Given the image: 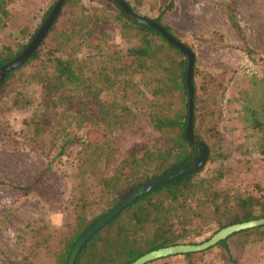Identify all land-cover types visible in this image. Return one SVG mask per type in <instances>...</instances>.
Returning <instances> with one entry per match:
<instances>
[{"label": "rangeland", "instance_id": "1", "mask_svg": "<svg viewBox=\"0 0 264 264\" xmlns=\"http://www.w3.org/2000/svg\"><path fill=\"white\" fill-rule=\"evenodd\" d=\"M56 1L12 0L6 24L0 29V51L8 47L13 53L22 51ZM124 1L143 17L155 18L163 11L161 22L195 54L194 81L200 98L195 137L207 145L209 161L194 180L219 170L224 176L218 189L228 201L264 195V154L259 147L263 132L242 122L250 81L264 78V0ZM61 12L58 32L72 27L73 22L83 31L80 36L71 34L65 52H57V56L73 57L75 52L74 56L82 60L85 85L98 90L102 111L108 109L122 123L108 132L92 123L80 128L60 108L59 129L61 124L72 135L98 143L106 135L103 149L86 153L82 160L77 147L59 152L61 140L54 131L43 136V150L32 149L30 140L22 136L26 134L23 129H30L32 118L42 109V90L31 76L42 74L50 48H43L38 60L10 77L0 92V180L27 186L49 164L50 169L35 190L23 192L0 185V264H9L8 259L16 264H54V252L64 238L72 235L78 217L92 221L104 211L110 195L102 191V180L115 174L128 153L140 158L143 145L152 151L173 147V135L157 131L152 122L166 108H160L151 94L154 74L114 76L110 71L117 65V57L123 61L127 49L138 43L133 32H123L116 7L107 0H80L78 9L66 5ZM84 99L90 116L94 105L90 104L91 97ZM173 106L181 108V104ZM188 229L196 244L220 230L216 215L197 219ZM246 235L229 239L231 254L214 246L195 252L190 258L192 264H264V228Z\"/></svg>", "mask_w": 264, "mask_h": 264}, {"label": "trees", "instance_id": "2", "mask_svg": "<svg viewBox=\"0 0 264 264\" xmlns=\"http://www.w3.org/2000/svg\"><path fill=\"white\" fill-rule=\"evenodd\" d=\"M107 1L116 7L119 16L122 17L123 32L126 34L133 32L138 41L136 45L127 49L123 61L117 57L118 63H121H117L116 66L113 65L110 71L114 76H125L136 72H152L154 74L153 82L150 85L151 94L157 98L156 101L160 108L164 106L166 108L163 112L156 114L152 122L157 131L168 132L173 135V147L152 151L143 145L140 158L133 153H128L120 162L115 174L102 180V191L104 194L110 195L105 201L106 208L92 221L78 217L72 235L64 238L58 251L54 252V264H67L71 250L79 238L121 199L146 183L180 169L197 155V150L186 139L188 118L187 55L168 42L160 32L136 22L118 5L111 0ZM11 2L12 0H0V29L6 24L9 16L7 7ZM125 2L129 5L127 1ZM66 5L78 9L80 0H64L62 8ZM53 6L54 4L47 10L42 21L45 20ZM167 6L170 8L171 3ZM129 7L133 10L130 5ZM162 13L163 11L155 18L144 17L154 20L179 41L170 27L161 22ZM61 15L60 10L36 51L22 65L8 72L5 78L0 81V92L15 72L38 60L42 49L49 47L50 49L47 51L48 65L41 71L42 74L31 76L41 86L42 109L32 118L30 129H23L26 134L22 136L26 140H30L32 149L40 150L42 148L43 150L46 147L43 136L54 131L55 136L58 135L59 140H61L59 152L69 147H77L79 148V158L82 160L86 153L96 154L103 149L106 141L103 142V140L106 135L102 142L98 143L91 139H82L72 135L71 131L61 124L59 129L57 117L60 108H62V112L68 113L70 122L75 120L80 128L92 123L97 128L101 130L104 128L108 132L109 128L118 127L122 122L115 119L116 117L111 115L108 109L102 111L103 102L99 100L98 90L93 91L92 88L85 85L82 60L74 56L75 52H73V57L57 56V52H65L64 46L67 45L68 47L69 42H71V34L80 36L83 31L79 24L73 22L70 24L72 27L58 32L57 26ZM231 15L234 27L240 32L241 28L235 19V15ZM37 30L31 35L30 41ZM62 39L63 44H58V41ZM190 50L193 52L191 48ZM20 51L21 49L13 53L10 47L0 51V65L13 60ZM195 64L196 57L194 54L192 69L194 136H196L195 124L200 101L194 81ZM85 97H91L90 104L94 105L90 116ZM77 104L80 106L78 110ZM175 104H181V108L174 107ZM242 112V122L245 126L263 132L260 136L259 147L260 153L264 154V78H254L250 81L248 91L245 93ZM57 130H59L58 133ZM25 138L20 139V142H23ZM207 160L209 161V159ZM204 166L200 170L184 174L133 199L87 240L81 247L74 264H130L142 255L159 248L186 243L196 244L191 241L192 235L188 228H192L197 219L208 215H216V227L218 229L264 217V195L262 194L238 197L231 202L228 201L226 195L218 189V182L224 176L221 171H214L210 177H201L200 180L195 181L194 177L200 175ZM49 169L50 164L38 173L32 183L27 186H14L3 180H0V185L12 186L23 192L35 190L37 183L47 174ZM263 228L264 225H260L241 230L220 240L214 246H220L231 254L229 239L232 236L242 234L245 237L246 234L261 231ZM198 236L195 235V237ZM194 254L195 252H188L176 255L184 256L185 260L187 259L186 263L192 264L190 258ZM163 258L166 257L159 259ZM8 263L16 264L10 259H8Z\"/></svg>", "mask_w": 264, "mask_h": 264}, {"label": "water", "instance_id": "3", "mask_svg": "<svg viewBox=\"0 0 264 264\" xmlns=\"http://www.w3.org/2000/svg\"><path fill=\"white\" fill-rule=\"evenodd\" d=\"M64 0H57L47 17L40 25L34 37L31 41L25 46V48L17 55L13 60L0 65V81L5 78L8 72L14 70L15 68L22 65L38 48L42 40L45 38L52 24L54 23L56 17L58 16ZM114 4L118 5L121 10H123L129 17H131L136 22L145 24L158 32H160L168 42L179 48L183 53L187 55L188 58V67L186 72V85L188 90V118L186 125V139L187 141L197 150V155L183 165L180 169L163 176L161 178L152 180L145 185L137 188L132 191L129 195L121 199L114 207H112L99 221L94 225L90 226L87 231L79 238L74 247L71 250L68 263L74 264V261L81 249V247L87 242V240L96 233L99 229L105 226L111 219H113L125 206H127L133 199H136L139 196L144 195L145 193L153 190L154 188L161 186L175 178H178L184 174L191 173L197 170H200L205 165L209 149L207 145L200 139L194 136L193 133V84H192V69L194 64V53L190 48L184 43L176 40L172 35H170L165 29H163L158 23L152 19L145 18L140 16L132 11L129 5L124 0H111ZM264 225V217L258 219H252L249 221H244L241 223H235L232 225L225 226L215 232L209 239L202 243L198 244H177L168 247L159 248L157 250L150 251L134 262L130 264H145L147 262L167 257L176 254L188 253V252H201L206 250L220 240L225 239L229 235L239 232L241 230L257 227Z\"/></svg>", "mask_w": 264, "mask_h": 264}, {"label": "crops", "instance_id": "4", "mask_svg": "<svg viewBox=\"0 0 264 264\" xmlns=\"http://www.w3.org/2000/svg\"><path fill=\"white\" fill-rule=\"evenodd\" d=\"M184 262H185L184 257H182L181 255H175V256L159 259L158 261L153 263L154 264H185Z\"/></svg>", "mask_w": 264, "mask_h": 264}]
</instances>
